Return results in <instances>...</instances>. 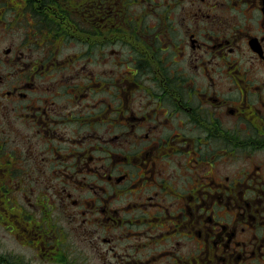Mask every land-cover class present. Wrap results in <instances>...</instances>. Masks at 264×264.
<instances>
[{"label": "flooded vegetation", "instance_id": "flooded-vegetation-1", "mask_svg": "<svg viewBox=\"0 0 264 264\" xmlns=\"http://www.w3.org/2000/svg\"><path fill=\"white\" fill-rule=\"evenodd\" d=\"M0 264H264V0H0Z\"/></svg>", "mask_w": 264, "mask_h": 264}]
</instances>
